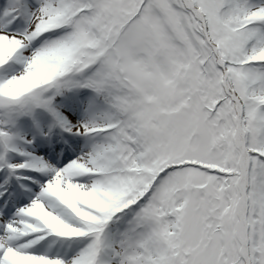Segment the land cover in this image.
<instances>
[{
    "label": "snow or ice",
    "instance_id": "obj_1",
    "mask_svg": "<svg viewBox=\"0 0 264 264\" xmlns=\"http://www.w3.org/2000/svg\"><path fill=\"white\" fill-rule=\"evenodd\" d=\"M0 264H264V0H0Z\"/></svg>",
    "mask_w": 264,
    "mask_h": 264
}]
</instances>
